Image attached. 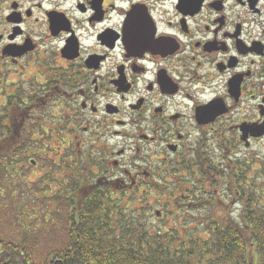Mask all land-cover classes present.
Listing matches in <instances>:
<instances>
[{"label": "flooded vegetation", "instance_id": "flooded-vegetation-1", "mask_svg": "<svg viewBox=\"0 0 264 264\" xmlns=\"http://www.w3.org/2000/svg\"><path fill=\"white\" fill-rule=\"evenodd\" d=\"M0 100V146L183 217L264 152V0H0Z\"/></svg>", "mask_w": 264, "mask_h": 264}, {"label": "trees", "instance_id": "trees-1", "mask_svg": "<svg viewBox=\"0 0 264 264\" xmlns=\"http://www.w3.org/2000/svg\"><path fill=\"white\" fill-rule=\"evenodd\" d=\"M15 142V136L10 138V143ZM22 145L9 149L3 142L0 146V170L6 173L1 180L17 177L9 172L25 161ZM49 152H43L45 159H39L48 169L40 183L50 190L53 183L57 190L51 198L44 192V201L33 194L36 198L31 204L41 199L43 209L51 199L55 200L52 220L47 221L42 213H33L21 221L20 208L5 217L12 229L19 230V242L0 237V264H264V168L238 164L232 189L227 183L222 185L223 192L237 200L238 214L230 222L165 230L149 221L152 204L132 206L133 201L140 203L146 199H126L108 194L105 189H95L94 184L85 180L81 168L61 157L49 161ZM29 163L32 164L31 160ZM3 191L0 185V195ZM30 195L19 198L22 207L30 204ZM54 214L60 216L62 225L59 238L53 240L47 230L55 224ZM30 220L38 223L28 226Z\"/></svg>", "mask_w": 264, "mask_h": 264}, {"label": "rangeland", "instance_id": "rangeland-1", "mask_svg": "<svg viewBox=\"0 0 264 264\" xmlns=\"http://www.w3.org/2000/svg\"><path fill=\"white\" fill-rule=\"evenodd\" d=\"M12 79H16L13 77ZM11 80V79H10ZM0 104H3V101L0 100ZM1 113V110H0ZM1 118H0V123H1ZM41 139V141H38V139ZM45 135L43 134H37V138L35 139L34 137L29 136L23 143L22 147L23 149L26 148L27 145H31L37 143V144H48L46 139H44ZM30 138L34 139L35 141H30ZM19 139V137H15V140ZM58 143H55L54 145H51L53 150H51L48 153L47 159L49 161H57L59 157H62L63 151L56 150L58 147ZM49 146V144H48ZM60 147V146H59ZM58 147V148H59ZM263 145H256L253 147L251 151H244L240 150L239 151V164H242V167H247L249 168L250 165H246L245 158H242L243 156L245 157H252L257 154L262 156L264 152L257 153L258 151L262 150ZM32 151V152H31ZM24 150L23 152L25 153V161L19 164H16V169L9 172V174L12 175H17L16 178L12 177L9 181L6 180H1L5 178V172L0 170V185H2L3 192L0 195V216H2L1 221H0V237L4 239L3 237L9 238V240H12L13 242L17 243L19 242V230L12 229V224L9 221V218L6 220L5 217H10L9 215H14L15 212L20 208V214H21V221L22 218H26L28 215H31L33 213H36L35 215H42L47 221L52 220V214L54 208H56L57 204L56 201L51 199V201L44 207L43 209L40 208V200L43 198L42 196H53L57 188L55 185L52 183L50 184L51 190L49 188H42L41 186V181H42V175L45 172H48L46 166L39 161V159H45L43 150L38 148L36 150ZM17 159V158H16ZM30 160L36 161V165H31L29 162ZM3 160L0 158V165ZM252 162H250L251 164ZM21 165V166H20ZM21 167V168H17ZM253 167L256 169L257 164L254 163ZM256 171L254 172V174ZM256 175V174H255ZM253 175V176H255ZM248 176H252L251 172H248ZM44 189V190H43ZM38 190V191H37ZM223 188L220 190L219 195H213L212 197H206V202L204 199V204L203 205H194L196 202H193L192 207L189 209H183L180 211V214H183V217H174V219L171 217L170 214H168L164 220L162 221H157L155 217V210H159L158 206L156 205L155 199H146L145 201H142L139 203L138 200L133 201L132 206L133 207H143L146 205H151L152 204V210L150 213V217L148 218L149 221L153 225H161L165 227V230L171 229V228H178L179 225H174V223H181L185 229H196L197 226L195 225L196 223H212V222H224L228 223L230 220L237 216L238 212V206H237V200L235 197H229L230 195H226L223 192ZM42 191V192H41ZM53 191V193H52ZM45 192V193H44ZM31 193L29 197L30 204L22 207V203L20 202L19 198L22 197H27ZM38 197H41L39 201H36L35 204H31V200L33 198H36L35 195ZM22 195V196H21ZM51 198V197H50ZM126 198V197H125ZM130 199V198H126ZM44 201V198L42 199ZM170 201V200H169ZM160 202H164L163 200ZM143 205V206H142ZM185 207V206H184ZM52 210V211H51ZM185 210H188L186 212ZM34 215V216H35ZM55 215V214H54ZM34 216H30L32 219ZM55 224L53 227L49 228L47 232L50 233L51 237L54 239H58V230L61 228L62 225V219L60 216L55 215ZM174 220V221H173ZM28 226H32L38 222L35 220H30L27 222ZM204 229V228H201ZM38 231H36L37 233ZM205 237V236H202ZM15 239V240H13ZM29 241H31V238L29 237ZM57 241V240H55ZM40 246H42L40 244Z\"/></svg>", "mask_w": 264, "mask_h": 264}, {"label": "water", "instance_id": "water-1", "mask_svg": "<svg viewBox=\"0 0 264 264\" xmlns=\"http://www.w3.org/2000/svg\"><path fill=\"white\" fill-rule=\"evenodd\" d=\"M260 129H261V130H260ZM260 129H259V133L255 135L256 137H261V136H263V134H264V130H262V128H260Z\"/></svg>", "mask_w": 264, "mask_h": 264}]
</instances>
